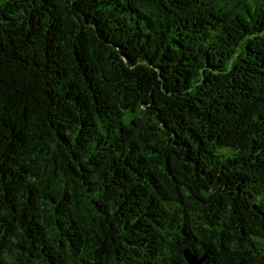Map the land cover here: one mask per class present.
<instances>
[{"label": "trees", "instance_id": "1", "mask_svg": "<svg viewBox=\"0 0 264 264\" xmlns=\"http://www.w3.org/2000/svg\"><path fill=\"white\" fill-rule=\"evenodd\" d=\"M264 264V0H0V264Z\"/></svg>", "mask_w": 264, "mask_h": 264}, {"label": "water", "instance_id": "2", "mask_svg": "<svg viewBox=\"0 0 264 264\" xmlns=\"http://www.w3.org/2000/svg\"><path fill=\"white\" fill-rule=\"evenodd\" d=\"M184 259L187 264H200V260H197L193 255H191L188 251H184L183 253Z\"/></svg>", "mask_w": 264, "mask_h": 264}]
</instances>
